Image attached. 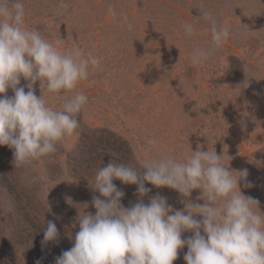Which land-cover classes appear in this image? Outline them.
<instances>
[{
    "label": "rangeland",
    "instance_id": "1",
    "mask_svg": "<svg viewBox=\"0 0 264 264\" xmlns=\"http://www.w3.org/2000/svg\"><path fill=\"white\" fill-rule=\"evenodd\" d=\"M23 3L29 28L50 41L64 40L62 50L79 44L100 65L76 90L89 99L78 116L81 127L56 153L14 167L13 151L0 146V264H54L79 231L76 207L83 206L76 204L88 203L95 214L92 198L100 194L90 185L111 161L142 167L215 147L225 151L231 169L248 170L253 187L242 182L241 190L264 211V0H63L66 8L61 0ZM201 7L230 36L208 61L193 64L197 49L213 47ZM185 23L193 24V36L184 34ZM26 83L21 78V86ZM34 87L39 97V82ZM74 94L45 91V98L59 110ZM113 182L125 193V207L137 202V185ZM145 187L151 190L146 204L159 194L183 210L185 198L176 190ZM199 195L196 190L191 199L203 204ZM47 221L56 223L60 238L45 246ZM186 252L174 264H186Z\"/></svg>",
    "mask_w": 264,
    "mask_h": 264
},
{
    "label": "clouds",
    "instance_id": "2",
    "mask_svg": "<svg viewBox=\"0 0 264 264\" xmlns=\"http://www.w3.org/2000/svg\"><path fill=\"white\" fill-rule=\"evenodd\" d=\"M61 7H67L63 0ZM108 11L116 16L114 8ZM200 12L211 24L213 47L197 49L191 56L193 64L208 61L230 36L210 12L203 7ZM25 17L23 0H0V146L13 151L14 167L56 153L58 144L81 127L78 116L89 99L76 90L89 78L90 70L100 65L79 44L62 50L64 40L46 39L26 25ZM183 27L188 37L196 32L193 24ZM21 78L26 86H21ZM242 87L246 84L233 90ZM9 89L14 95H8ZM45 91L75 94L57 110ZM225 161V151L221 155L215 147L204 151L198 146L183 160L163 157L142 167L111 161L100 167L90 185L100 194L92 198L96 212L87 211L88 203L76 204L83 206V211L76 207L79 231L73 246L55 257L54 264H174L185 247L186 264H264V211L258 200L241 190L242 182L245 188L253 187L247 180L248 170H233ZM117 179L138 186L137 202L129 207L122 204L125 193L114 184ZM145 182L176 190L185 198L183 210L159 194L146 204L144 197L151 190ZM196 190L201 193L196 199L203 204L192 201ZM186 232L192 235L185 238ZM59 238L56 223L47 221L42 245Z\"/></svg>",
    "mask_w": 264,
    "mask_h": 264
}]
</instances>
